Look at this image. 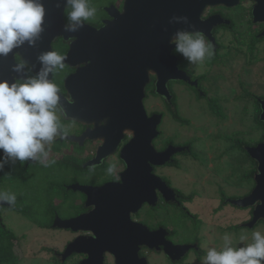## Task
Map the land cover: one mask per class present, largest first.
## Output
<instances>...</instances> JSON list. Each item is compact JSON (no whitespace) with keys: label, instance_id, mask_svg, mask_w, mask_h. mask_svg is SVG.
<instances>
[{"label":"flooded vegetation","instance_id":"flooded-vegetation-1","mask_svg":"<svg viewBox=\"0 0 264 264\" xmlns=\"http://www.w3.org/2000/svg\"><path fill=\"white\" fill-rule=\"evenodd\" d=\"M176 1L91 0L93 6L97 9L96 16L78 32L68 33L63 31L60 36L55 37L50 43L52 50L66 57L64 69L57 71L52 79L57 84L62 97L61 103L63 104L64 113L60 114L61 123L69 127L70 131L66 139H57L53 143L49 159L54 160L55 163L50 167H43L41 164L31 161H27L23 165L17 161L13 165L17 172L15 182L18 184H22L23 180L29 178L31 172L39 175L43 174L42 178L45 181L43 188L34 185L29 187V190L24 191L23 187L19 189L17 186L14 194L18 204L25 199H29V202H32L35 206V218L43 222L51 221L50 227L38 226L22 211L16 208L12 209L6 203L0 204V224L9 228L2 218V210L9 209L30 220L33 225L39 228L63 231L65 236L67 233L71 234L70 239H66L60 249L41 246L40 249L50 255L53 264H85L88 255L84 252V240L79 242V251L70 254L67 249L68 244L77 237L88 239L93 235H106L105 233L109 231L117 236L132 234L138 237L153 233L152 235L156 238L158 244L156 248H150L145 243H138L137 255L144 258L147 264H154L153 260H158L160 264H201L207 249L204 246V237L201 234L203 222L199 213L191 211L188 205L194 203L197 197L201 198L202 194L199 193V187L202 186V183L199 182L196 192L182 191L179 187L173 185L171 179L173 175L171 176L172 172L168 169V167L182 169L181 166L187 165L191 161L196 165H202L204 171L212 170V174L220 178L210 188L212 190L211 194L209 193L210 198L215 201V206L211 210L212 215L216 217L213 222L214 226L218 221L222 223L220 227H216L218 228V232H216L218 235L212 237L214 246L220 245L218 243L222 241L225 233H229L234 240H237L240 235L239 231L242 229H253L258 224H264L262 220L251 223L254 205L243 207L233 203L234 200L249 194L255 185L254 175L257 170V162L249 155L246 147H253L261 142L264 132L260 129V137L256 141H249L244 138L242 129L232 128L230 123L227 122L229 118L227 113L228 97L226 92H221L220 89L222 88V81L226 77L213 72V69L218 67L225 68L238 55L245 57L249 66L252 65L256 60L260 45H262L264 53V19L259 16L254 18L253 15L256 0H237L234 5L224 3L206 4L198 16L197 28L205 31L206 40L213 45L214 56L200 64L204 67V71L197 72L196 65H189L183 57L175 54L172 50L177 68L183 71L188 79L175 78L169 80L166 83L169 92L168 97L156 93L154 95L153 93H147V85L145 86L143 105L149 94L157 97L161 104V109L149 112H147L144 105L148 115L152 113L161 115L158 135L152 143L160 153L167 149L173 150L169 153L167 159L161 157V160L164 159L165 161L153 164L150 169L151 174L159 178L162 183L161 187H154V201L152 203L143 202L136 210L129 211L128 215L120 214L117 217L119 218L118 222L112 221L114 223L111 222V224L99 220L96 214L92 215V218L83 217L91 212L97 213L100 210L98 208V198L102 195L103 197L107 194L111 195L110 190L97 189L98 187L105 186L108 183L117 184L122 182L127 166L120 157V150L131 138V133L125 131L118 145L111 151L109 149L112 148L114 141L111 140L108 143L104 141L103 126L105 120L97 119L94 113L98 106L95 74L98 72V63L101 56L99 48L96 47L93 38L90 37L93 32L91 30H99L106 26L110 27L113 24H118L122 14L125 15V19L130 24L141 23L147 27L148 22H150L148 27L156 28L159 23H163L174 15ZM233 1L228 0V2ZM65 17L66 9L63 12L64 24L66 22ZM250 47L253 48L255 53V60L251 62H249L248 53ZM43 51L45 50H41V52ZM10 53L12 55L10 58L14 64L24 58L31 65L33 64L32 66L38 68L37 71H39L40 66H38V63H34L31 58H28V55L21 54L19 48ZM27 66L31 69L29 74L34 75L36 72L32 66L29 64ZM18 75H23V73L18 74L13 71L11 77H8L7 80L12 82ZM151 79L154 84V76L151 75ZM236 81L238 91L231 101L240 106L239 110L236 109L237 113L235 115V117L239 116L240 121L237 119L235 124L242 122V113L248 107L244 103V100H246L248 105L251 106V126L253 129H259L257 126L258 121H262L260 114L264 94H256L246 88L241 74H236ZM179 105L187 114H190L191 111H194V113L204 112L207 118L217 127L216 133L211 136L214 139L208 145V148L211 147L215 150L219 147L218 154L213 152V155L209 157L214 168L205 166L206 162L202 158V152H200L202 148L198 150L200 147L199 137L179 139L182 134L181 128L179 130L178 127H188L190 125L189 117L180 112ZM203 105L205 108L201 109L200 106ZM165 120L167 124L168 121L173 120L179 124L178 127L172 125V129L176 130L174 134L164 136V129L161 126ZM262 123L264 125L263 121ZM245 142L247 143L245 144ZM0 155H2V152H0ZM96 159L97 161L94 162ZM110 165L115 166L111 174L107 172ZM245 165L247 168H245ZM222 168L225 171L230 168L232 172L237 173L238 175L235 178L238 177V180L233 182L230 180L231 176L228 177L227 173L224 174L225 176L222 175ZM53 169L58 171L51 172ZM44 171L50 175L47 176L46 173H43ZM232 172L230 173L232 174ZM185 175L188 177H182L185 184L188 183L185 182L186 180L198 179L195 172H189ZM245 176H249V179H245ZM127 177L130 179V175ZM135 177V175L131 176L132 179ZM249 182L252 185L244 192L245 183ZM3 184L4 182L0 187L4 186ZM84 186L90 187L91 190L88 193L84 192L83 189H80ZM228 205L239 209L241 212L245 210L247 217L244 218L243 214L241 216L237 215L233 210H226ZM79 217L83 218L74 224L76 229L62 226V222ZM90 219L93 221V230L88 227L91 224ZM13 233L17 238L19 237L14 231ZM213 233L215 234V232ZM21 235L25 237V234ZM181 246H187V248L182 251ZM101 264H115V255L109 250L103 251L101 253Z\"/></svg>","mask_w":264,"mask_h":264},{"label":"water","instance_id":"water-1","mask_svg":"<svg viewBox=\"0 0 264 264\" xmlns=\"http://www.w3.org/2000/svg\"><path fill=\"white\" fill-rule=\"evenodd\" d=\"M42 2L45 7L44 31L35 46H30L26 42L18 47L21 54L28 55V58H31L34 63H38V66L40 64L37 56L41 50L51 49V41L64 31L63 12L65 6L63 0H42ZM236 2L237 0L233 2H228V0H177L174 15H187L190 22L198 29V16L206 4L234 5ZM253 15L254 18L259 16L264 19V0H256ZM121 17L118 24L91 30L93 32L90 36L96 47L99 48L101 56L98 72L95 74L98 106L94 113L97 119L105 120L104 141L106 143L114 141L112 148L109 149L111 151L118 145L125 131L131 133V138L120 150V157L127 166L122 182L108 183L98 187L97 189L110 190L111 195L107 194L104 197L102 195L98 198L100 210L97 213L91 212L83 216L92 218V215L96 214L99 220L107 221L110 224L112 221L118 222L119 218L117 217L120 214L128 215L129 211L136 210L143 202L152 203L154 201V187H161L162 183L159 178L151 174L150 169L153 164L167 159L169 153L173 151L167 149L160 153L152 143L158 135L161 115L159 113L147 114L143 105L145 86L150 82L152 75L154 76L155 93L168 97L166 83L169 80L188 79V76L177 68L171 49L173 46L169 44L173 33L177 29L187 28V25L169 24L168 19L159 25L156 24V28H152L148 27L150 22L145 27L141 23L130 24L124 14ZM165 29L167 30L165 31ZM199 30L205 33V31ZM11 56V53L6 57L0 56V79L7 80L8 77H11L14 65ZM22 60L30 66L33 65L24 58ZM32 68L37 72L38 68L34 66ZM261 104L260 119L264 122V102ZM246 150L257 162V170L254 175L255 185L249 194L234 200L233 203L243 207L254 205L251 223L258 220L264 222V137L256 146H248ZM162 156L163 160H161ZM129 175L130 179L127 177ZM134 175L136 177L132 179L131 176ZM80 189L87 193L91 190L86 186ZM83 217L64 221L62 226L76 229L74 224ZM90 222L88 227L93 230V221ZM55 223L54 225H56ZM105 234L93 235L88 239L75 238L68 244L69 254L79 251V242L84 240V252L88 255L85 264H101V253L105 250H109L115 255V264H147L144 258L137 255L138 243H145L150 248L158 246L153 233H147L142 237L132 234L117 236L112 231ZM186 248L187 246H181L182 251Z\"/></svg>","mask_w":264,"mask_h":264},{"label":"clouds","instance_id":"clouds-1","mask_svg":"<svg viewBox=\"0 0 264 264\" xmlns=\"http://www.w3.org/2000/svg\"><path fill=\"white\" fill-rule=\"evenodd\" d=\"M66 9L64 31L78 32L97 14L91 0H63ZM169 24L182 23L169 40L175 54L189 65H198L214 56L213 45L195 28L187 15H173ZM45 7L42 0H0V56L6 57L24 45L35 46L44 31ZM193 29V30H188ZM167 29H165L166 31ZM40 69L29 74L27 62L20 60L12 70L18 75L12 82L0 79V171L6 164L37 162L43 167L55 163L49 159L53 143L68 137L69 127L61 123L62 97L52 77L62 71L66 57L48 49L37 56ZM114 165L107 169L112 173ZM14 206L16 195L0 191V204ZM221 246H209L201 264H264V232L253 231L251 239L241 235L234 240L223 235Z\"/></svg>","mask_w":264,"mask_h":264},{"label":"rangeland","instance_id":"rangeland-1","mask_svg":"<svg viewBox=\"0 0 264 264\" xmlns=\"http://www.w3.org/2000/svg\"><path fill=\"white\" fill-rule=\"evenodd\" d=\"M259 52L257 53L256 60L252 65H248L247 59L243 57L242 55L235 56L232 61L228 63V65L225 68H216L213 69V72L220 75L222 74L226 78L223 79V84L221 92H226L228 97V115L229 118L227 119V122L230 123L232 128H238L243 130L244 138L249 141H256L261 134L260 129H253L250 122V116H251V110L246 100H244V103L248 106L246 110L243 111L242 115V122H238L237 125L235 124L236 120H239V116H236V109L239 110L240 106L237 105L236 102L232 103V99L237 94L238 91V84L236 81V74H241L243 81L245 82L244 86L248 88L250 91L256 93V94H264V53L262 51V45L259 47ZM195 69L197 72H203L204 67L200 64L195 66ZM174 86V85H173ZM182 87V86H177ZM183 88V87H182ZM154 95V94H153ZM152 94H149L147 97V100L144 101V105L146 107L147 112L149 111H155L158 109H161L160 100L153 96ZM235 101V100H234ZM186 102V100H185ZM180 112L186 116L189 117L190 125L188 127L182 126L178 127V123L173 121H168V124L166 120L162 123L161 128L164 130V136H169L174 134L176 130L172 129V125L181 128V134L179 139L185 140L187 137H199V149L202 150V158L206 162L205 166H210V168H214L213 164H211V161L209 160V157L214 154H218L219 147L215 150L211 147L208 148V145H210V142L213 141L212 135L216 133L217 127L213 124V122L207 118L205 113L198 111V113H194V111H191L190 114H187L185 110L182 109V107L179 105ZM187 109V107H185ZM201 109H204L205 106H200ZM200 113V114H199ZM193 114V115H192ZM240 121V120H239ZM166 122V123H165ZM172 122V123H171ZM175 124H174V123ZM204 131H203V130ZM217 132H219L217 130ZM198 163V162H197ZM9 166V164H7ZM182 169L176 168V167H168V169L172 172V183L176 187H179L182 191H193L196 192L197 187L199 185V182L202 183V186L199 187V193L202 194L201 198H196L194 203L189 204V209L191 211H195L194 213H199L200 218L202 219V229L201 234L204 237V246L207 248L209 246H214L215 244L212 242V237L214 235H218L216 232H218L217 226L220 227L222 224L220 221L216 222L214 226V220L215 216L212 215L211 210L215 206V201L210 198L209 193L211 194L212 190L210 189L212 186H214L215 182L219 181L220 178L212 174V170H203L202 165H196L193 161L184 164L181 166ZM245 168L247 166L245 165ZM184 169V170H183ZM210 170V171H209ZM246 170V169H244ZM53 171H58L56 169H53ZM8 174L6 177H12L11 172L7 171ZM191 172H195V175H197L198 179L194 180H186L185 182H188L187 184L184 183L183 176L188 178L185 174ZM230 168H227V171L222 168L221 174L224 175L227 173V176H231L230 180L235 182L237 181L238 177L235 178L238 174L235 172H232ZM35 172H31L29 178L27 177L26 180L22 184H18L15 182V178L17 179V176L14 174V178L6 181L7 183L3 184L4 186L0 187V191H6L10 193H14L15 189L18 188L21 189L24 188V191L29 190V187H33L34 185L39 188H43V184L45 183L43 177V174L39 175L37 173L33 174ZM43 173H46L47 176L50 174L46 171ZM219 176V175H218ZM225 176V175H224ZM191 177V176H190ZM245 179H249V176H245ZM21 181V180H20ZM19 181V182H20ZM246 181V180H245ZM16 183V184H15ZM15 184V185H14ZM251 182L245 183V190L246 192L250 186ZM16 187V188H15ZM186 193V192H185ZM200 196V195H199ZM212 197V196H211ZM226 210H233L237 215H242L247 217L246 211L242 210L239 211V209L232 208L231 206H227ZM232 211V212H233ZM238 211V212H237ZM2 218L5 224L14 231L17 236V240L15 241L14 250L16 254L19 257V261L17 264H53V262L50 260V255L47 254V252H43L40 248L43 247H52L60 249L62 245L64 244L66 239H70L71 234L67 233L63 234V231L58 230H52V229H43L39 228L35 225H33L30 220L22 217L20 214L13 210L9 209H3L2 210ZM182 227V226H181ZM190 229V228H189ZM188 229V230H189ZM216 229V230H215ZM261 231L264 232V224H258L253 229L250 228H244L241 231H239V237L241 235H247L249 240L251 239V233L253 231ZM215 232V234L213 233ZM21 234H25V237ZM22 236V237H20ZM223 240L218 243L217 247L222 245ZM164 259V258H162ZM154 264H160L158 260H153Z\"/></svg>","mask_w":264,"mask_h":264},{"label":"trees","instance_id":"trees-1","mask_svg":"<svg viewBox=\"0 0 264 264\" xmlns=\"http://www.w3.org/2000/svg\"><path fill=\"white\" fill-rule=\"evenodd\" d=\"M248 53H249V57H250L249 62L254 61L255 60V53H254L253 48L250 47L248 50ZM151 80L146 86V92L155 94L154 84L152 83ZM257 128L262 129L264 132V125H263L262 121H258ZM246 143L247 142H245V144ZM7 171L11 172L12 177H6L8 174ZM14 174H15V176H17V172H16V169L14 168V166L13 165L7 166V164H6L4 169L2 171H0V185L3 182L6 184L7 183L6 181L8 180V178L13 179ZM52 194H54V193H52ZM11 208L12 209H15V208L19 209L20 211H22L24 213V215H26L31 221H33V223L37 224L40 227H50L51 221H46V222L44 221L43 222V221H39L38 218H35V216H34L35 215V213H34L35 212V206H33L32 202H29V199H25L24 201L20 202L19 204L15 203V205L11 206ZM16 239H17V237L15 236V234L13 233V231L11 229H9L5 226H2L0 224V264H17V262L19 261V257L14 250Z\"/></svg>","mask_w":264,"mask_h":264}]
</instances>
